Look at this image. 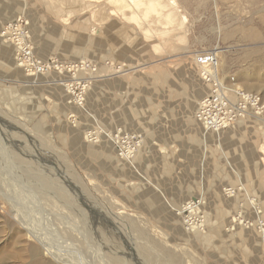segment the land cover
I'll return each mask as SVG.
<instances>
[{
  "label": "rangeland",
  "instance_id": "rangeland-1",
  "mask_svg": "<svg viewBox=\"0 0 264 264\" xmlns=\"http://www.w3.org/2000/svg\"><path fill=\"white\" fill-rule=\"evenodd\" d=\"M21 16L29 31L31 23L33 47L40 42L47 50L46 59L34 52L38 58L70 68L86 60L89 67L28 76L17 66L15 46L1 37ZM87 36L98 43L75 58L70 49ZM1 43L13 52L7 62L0 49V137L7 136L0 152L15 164L19 194L36 191L54 229L58 220L80 231L86 242L75 256L94 264L85 260L90 245L99 251L95 264H120L110 260L118 243L132 254L124 264H264V246L248 240L257 236L264 244V191L258 192L264 190V112L243 114L242 129H228V136L206 129L196 112L213 84L195 61L213 51L217 60L208 70L229 88V99L243 90L264 103V0H0ZM48 78L62 85L43 83ZM74 79L86 87L83 106L63 83ZM111 133L140 134L139 159L127 161ZM43 159L53 166L44 169ZM55 172L72 178L87 202L66 195L64 182L51 181ZM163 183L175 194L168 201L158 190ZM201 198L202 226L184 209ZM257 201L260 215L250 208ZM94 209L105 217L102 224ZM99 232L107 238L100 240ZM59 237L52 238L56 248L76 252ZM37 243L1 198L0 264H33Z\"/></svg>",
  "mask_w": 264,
  "mask_h": 264
},
{
  "label": "bare ground",
  "instance_id": "bare-ground-1",
  "mask_svg": "<svg viewBox=\"0 0 264 264\" xmlns=\"http://www.w3.org/2000/svg\"><path fill=\"white\" fill-rule=\"evenodd\" d=\"M21 17H23V16H21ZM21 17H19V18H21ZM19 18L14 19V22L11 21L10 23L17 22V20ZM27 22H28V20H27ZM28 24H29V22H28ZM27 27H28V25H27ZM5 34H8V32H6ZM5 36L6 35H4L1 31V37L5 38ZM3 41H5V40L3 39ZM5 42H7V41H5ZM21 49L22 48H15V61L17 63V66L18 65L21 66L19 64V57H18L19 54H17V50L21 51ZM33 50H34V47H33ZM33 53H34V51H33ZM47 60L51 61V59H47ZM74 66H75V68H73V66L70 68L68 65H65V63L61 64V62H60L57 66H55V67L53 66V67L54 68L60 67V68H57L58 72H62V71L63 72L64 71L69 72L71 70H76V72H77L79 70V68H82L84 66L89 67V64L86 63V60H82L80 67L78 65H74ZM214 66H215V63L212 67H214ZM199 67L201 68V66H199ZM212 67H210V68H212ZM90 69L92 70V72L94 74L95 73L94 71H96V67L90 66ZM202 70L204 71V75L206 76V78L207 77L210 78L211 80L215 81L217 84L221 85L223 87V89H227V87L224 84L218 83V81H216L215 78H213L212 74L214 72V69L208 70V68H202ZM75 77H76V74H75ZM74 80H75V82H73V83L67 82V81L63 82L61 80L60 81L63 82L65 87L69 90L68 93H71L73 95L76 94L78 97V96L84 94V90L86 89V87H84L83 83L80 82L81 80L80 81H76V79H74ZM209 82H210V84H213L212 81L209 80ZM80 92H81V94H80ZM73 95H72V97H73ZM74 99H75V97H74ZM83 104L84 103H82L81 106H83ZM257 116H259V114H257ZM4 122L2 121V123L5 125ZM6 125L9 126L8 122ZM9 127H12L13 129H17V127H13L12 125H10ZM0 129H1V127H0ZM3 130H4V128H3ZM219 131H217V132H219ZM26 132H27V129H26ZM94 135H95V133H93V134L91 133L89 135L90 139H88V137H86L87 140L93 142V140L95 139ZM96 135L98 136V134H96ZM111 135H112V133H111ZM6 137L7 136L5 135V133H3L2 138L5 139ZM0 147H2V141L1 140H0ZM1 151H2V148H1ZM137 151L135 152L134 157H135ZM4 156H7V157L4 158ZM130 159L131 158H129V159L127 158V161H129ZM43 164L45 165L44 169H47L50 166H53L52 164L48 165V162H46V160H44ZM55 167L57 169V165ZM15 168L16 167H15V164L13 163V161L11 159V156L6 155L4 153V151H2V153L0 152V176H1L0 178L3 179L4 183L7 186V188H5V190H6L5 192H3L2 189L0 190V199L2 198L6 201V203L8 204L9 208L12 211L13 218L17 221L18 224H20L23 227L26 238H28L29 240L33 239L36 242H38L37 244H39V248H35V249L33 247L31 248V253L33 254V258L37 259V261H33V264H46L45 261H42L39 259V254H42L44 256L45 255L48 256L49 261L51 259L54 260V262H55L54 264H86L83 260V257L75 256L76 253L78 254V253L82 252L81 251V248H83L82 244H83V242H86L84 239L79 238V232L80 231L76 227H74V228L77 230L70 229L71 225H69V222H65V223L63 222L62 223L61 221L56 220L57 218H54L58 222V224L56 225V229H54L47 221V219H49V213L47 212L48 209H44L43 207H41L39 199L35 196V195H37L36 191H34V190L31 191V189L30 190L28 189L29 191H27L26 194L25 193H23L22 195L19 194L20 189H19V185L16 182L19 174H18L17 169H15ZM58 169H59V167H58ZM53 175H56V176H54V179L51 181H62L65 184L70 186V192L67 193L66 195H68L69 197H73V198L77 199L78 201L87 202V198H88L87 195L85 193H83V190L81 191V189L78 187V185L74 182V180L72 178L69 179L68 177L62 176L64 178V179H62V177L60 176L62 174L59 175L58 172L57 173L55 172ZM67 188H68V186H67ZM227 193L230 197L236 195L235 189H231ZM30 197H33V198H30ZM252 202H254V201H252ZM203 204H204L203 198L195 199L194 201L191 200L186 204L188 206H185L184 209L187 210L189 212V214L194 216V219H196V218L199 219V221L195 220L196 222L201 223V220H202V223H204V220H203L202 214H201V210H200V208L203 206ZM252 207L255 209L254 211L257 212L258 215L262 214L263 211H262L261 206H260L258 201L255 203V206L254 205L250 206V208H252ZM36 210H38V212L33 217L28 215V214H30V212H34ZM90 212L92 214L98 215L99 218H97V219L100 222L99 224L103 223L102 218L105 219V217L102 216L103 214L101 213V211L99 209L90 210ZM258 215H256V216L258 217ZM186 216L187 215H185V217ZM58 217L63 218V216H61V215H58ZM234 220L237 221L235 223L236 225H239V223H241L239 221L240 219L234 218ZM185 221H186V218H185ZM191 223H192V221H191ZM202 223L200 224V226H202ZM103 228L107 229L108 231H110V229H113L107 225H103ZM100 234H101V237H100ZM59 235L64 237V239L61 238V240L64 243L66 242V244L69 242V240L72 241L73 243H71V244H72V246L76 252L65 249L62 246H60L59 248H56L53 245L54 243L52 242V238L53 237L60 238ZM83 235H85V234L83 233ZM97 237H99V239L101 240V238L106 237V234L104 232H99ZM84 238H86V237H84ZM110 247H112V245H110ZM92 248L90 245L87 246L85 260L95 264L97 262L96 261L97 258H96L95 253L96 252L99 253V251H98V248H96V252L94 251L95 253H93L91 251ZM110 252H112L111 256H110V260L112 262L116 260L120 264H124V262L127 260V256H132V254H130V253L127 254V247L126 246L123 247V249H122L121 245H119L118 243H116L113 246V249L110 248ZM49 261H47V262L49 263Z\"/></svg>",
  "mask_w": 264,
  "mask_h": 264
},
{
  "label": "built area",
  "instance_id": "built-area-1",
  "mask_svg": "<svg viewBox=\"0 0 264 264\" xmlns=\"http://www.w3.org/2000/svg\"><path fill=\"white\" fill-rule=\"evenodd\" d=\"M27 25L28 22L24 17L19 18L15 23H8L2 29V33L6 35L4 40L12 43L15 48H22L21 51L17 50L19 64L28 76L34 77L39 74L51 72L58 65V62L56 60H42L35 56L33 53L31 34ZM6 32L8 34H5ZM216 60V55L213 51L200 53L195 58L198 66L202 68L212 67ZM206 79L207 81L210 80L213 82V88L210 94L199 103L196 112L197 119L203 123L206 129L212 128L215 131H219L227 128L234 123L233 121H236L240 117L264 112V103L260 97L241 90L235 95L234 101L229 99L227 95L230 94L229 88L223 89L221 85L210 78ZM73 96L77 99L78 103L80 102L79 104L83 103V94L78 97L76 94ZM247 107L255 108L257 113L252 111L251 108L247 110ZM238 111L242 112L240 113ZM109 138L116 143L118 150L121 154L126 155L128 159L134 157L135 152L143 143V138L140 134L131 135L125 133L119 136V134L114 135L112 133Z\"/></svg>",
  "mask_w": 264,
  "mask_h": 264
},
{
  "label": "crops",
  "instance_id": "crops-1",
  "mask_svg": "<svg viewBox=\"0 0 264 264\" xmlns=\"http://www.w3.org/2000/svg\"><path fill=\"white\" fill-rule=\"evenodd\" d=\"M54 3V2H53ZM28 3H26V5H27ZM54 6V5H53ZM25 16H26V13H25ZM13 19H15V18H12L11 20L13 21ZM31 22V21H30ZM30 31L32 32V28H31V23H30ZM87 38H88V40H87V42H84L83 41V39H81V40H79V42H80V44L78 43V45L77 46H75V47H72L70 50L71 51H73V55H75L74 57L75 58H78V56L79 55H84L83 53H87L86 55H88L89 54V52H90V49L92 48V46H96L95 44H97L98 43V41L97 42H95V39H94V37H92V36H87ZM33 41V40H32ZM9 45V44H8ZM38 47H34V52H35V54L36 55H38V53H46V48H42V45H41V43L40 42H38ZM4 46L5 45H2V43H1V56H2V58L3 59H5V60H7V58L9 59V60H7V62H12V57H11V55L10 56H7L8 55V53H11V52H13L10 48H8L7 49V51L4 49ZM77 49V50H76ZM79 49H81L80 51H78ZM41 54L40 55V57L41 58H43V59H46L45 57V55L44 54ZM39 56V55H38ZM104 68L105 67H103V70H104ZM102 70V71H103ZM55 74V73H54ZM41 75V74H40ZM39 78H43L42 76L41 77H38L37 78V80L39 79ZM60 78V77H59ZM58 78V79H59ZM31 79H33V78H31ZM50 78H48V80H49ZM58 79H55V78H53L52 80H49V81H43V83H45V84H48V83H50L51 85H62L59 81H58ZM38 82H40L39 80H38ZM37 82V83H38ZM42 83V80H41V82H40V84ZM61 87H63V86H61ZM96 94V92H94V95ZM89 96H92V92L90 93L89 92V94L87 95V98H89ZM80 112H82L80 109H78ZM241 120H244V119H240L239 118V120L237 121V124H235V125H233V126H231V127H229V128H227V129H223L224 130V132L225 133H227L226 131L228 130V132H230L232 129V132H235V130H237V129H239V130H241L242 129V121ZM223 130H221V131H223ZM221 131L220 132H214V133H220L219 134V136H221ZM227 136H228V133H227ZM141 149V148H140ZM138 150V152L136 153V155H135V157H134V159L136 160V157L139 159V157H140V155L142 154V150L143 149H141V150ZM128 165V164H127ZM234 186V185H233ZM158 190H159V193L164 197V199L166 200V201H168V198L169 197H171V196H174L175 194L174 193H172V192H169V190L165 187V185H164V183L158 188ZM260 191H264V190H258V192H260ZM191 194H193V193H191ZM223 194V195H222ZM219 196H224V193H223V190H222V193H221V195H219ZM220 200H222V199H219V200H217L218 202L220 201ZM176 206V205H175ZM209 208H210V206H209ZM211 221V220H210ZM212 222V221H211ZM214 223V225H215V222H213ZM220 224L219 225V228H221V226H222V224H221V222H219V219H217V222H216V224ZM215 227H218V226H215ZM214 236V235H213ZM248 237H249V235H248ZM248 240H251V241H254V242H256L257 244H261V245H263L264 246V244L262 243V241L259 239V237H257V236H254L253 238H249ZM260 245V246H261ZM263 248V247H262Z\"/></svg>",
  "mask_w": 264,
  "mask_h": 264
}]
</instances>
